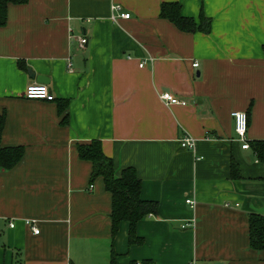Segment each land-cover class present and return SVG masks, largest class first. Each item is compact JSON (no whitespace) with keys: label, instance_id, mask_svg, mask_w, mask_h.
<instances>
[{"label":"crops","instance_id":"0c3cea01","mask_svg":"<svg viewBox=\"0 0 264 264\" xmlns=\"http://www.w3.org/2000/svg\"><path fill=\"white\" fill-rule=\"evenodd\" d=\"M165 2L197 20L203 11L210 32L180 30L160 16ZM113 4L131 16L114 21ZM263 46L264 0L10 4L0 27L2 145L25 152L0 171V264H111L112 249L116 264H264L249 224L264 216V163L242 147L231 114L249 111L250 143L264 140ZM39 76L54 101L26 98ZM162 90L187 104H165ZM186 135L195 150L182 147ZM93 139L116 175L134 167L142 199L159 204L138 222L142 244H129L126 221L112 239V195L102 177L90 182L92 163L77 151Z\"/></svg>","mask_w":264,"mask_h":264},{"label":"trees","instance_id":"16d2710c","mask_svg":"<svg viewBox=\"0 0 264 264\" xmlns=\"http://www.w3.org/2000/svg\"><path fill=\"white\" fill-rule=\"evenodd\" d=\"M29 0H0V27L6 25L8 19V7L10 4H25ZM160 16L173 22L180 30L186 32L201 31L208 33L211 30L212 20L203 11L200 12L198 20L193 17H186L182 14L181 4L178 2L162 3ZM264 50V46H263ZM67 107V101L60 104V112ZM249 116V111H247ZM5 113L0 115V171L12 169L23 157L25 149L23 146L2 145V132L5 125ZM68 122V115L62 119V123ZM259 161L264 163V140H257L250 143ZM78 155L83 160L92 163L90 182L93 183L98 177L104 180L105 188L112 195L111 211V233L112 239L119 231L120 223H129V244H142L143 238L137 234L138 222L149 215L158 212V202L144 200L141 197L142 181L134 167H125L119 175H116L114 162L108 157L102 147V142L93 139L88 143L77 145ZM235 164L232 165L234 177H239ZM250 246L255 250H264V216L250 214ZM117 253L112 249L111 264H116ZM15 264H24L18 261ZM131 264H155L150 259L132 261Z\"/></svg>","mask_w":264,"mask_h":264},{"label":"built area","instance_id":"2783aa9c","mask_svg":"<svg viewBox=\"0 0 264 264\" xmlns=\"http://www.w3.org/2000/svg\"><path fill=\"white\" fill-rule=\"evenodd\" d=\"M112 19L116 21L118 18H129L131 16L130 13L122 12V6L120 4H113L112 7ZM79 47L85 48L88 39L85 35H78L76 36ZM152 60V59H151ZM145 62H142L140 66H144ZM199 63L196 61L194 62L193 66L198 67ZM68 69H72V62L68 61ZM25 96L28 99L32 100H46V101H54L55 95L50 90L49 86L45 83H38V82H32L30 83L25 91ZM160 99L167 105H186L187 101L184 99L179 98L177 95L172 93L169 90H162L159 93ZM232 117L234 119L235 124V132L237 135L238 141L242 143V147L244 149H248L250 147V141L248 137V127H249V116L247 111H233ZM181 145L184 148L195 150L196 147V141L191 136H184L181 140ZM93 186L90 185V188ZM190 205H195L196 201L192 199H187L186 201ZM11 226H14V223H10ZM32 230L35 233H39V228L36 225H32Z\"/></svg>","mask_w":264,"mask_h":264},{"label":"water","instance_id":"95a60500","mask_svg":"<svg viewBox=\"0 0 264 264\" xmlns=\"http://www.w3.org/2000/svg\"><path fill=\"white\" fill-rule=\"evenodd\" d=\"M37 80L39 82H43V83H47L48 82V79L45 76H39V77H37Z\"/></svg>","mask_w":264,"mask_h":264}]
</instances>
